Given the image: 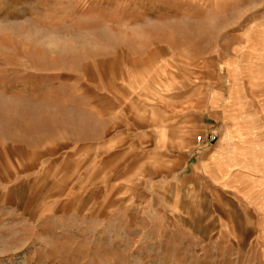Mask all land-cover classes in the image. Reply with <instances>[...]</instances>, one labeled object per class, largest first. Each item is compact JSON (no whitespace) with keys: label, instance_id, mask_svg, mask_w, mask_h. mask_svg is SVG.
Returning <instances> with one entry per match:
<instances>
[{"label":"rangeland","instance_id":"obj_1","mask_svg":"<svg viewBox=\"0 0 264 264\" xmlns=\"http://www.w3.org/2000/svg\"><path fill=\"white\" fill-rule=\"evenodd\" d=\"M214 90L264 115V0H0V264H264V139L181 181Z\"/></svg>","mask_w":264,"mask_h":264},{"label":"crops","instance_id":"obj_2","mask_svg":"<svg viewBox=\"0 0 264 264\" xmlns=\"http://www.w3.org/2000/svg\"><path fill=\"white\" fill-rule=\"evenodd\" d=\"M219 90H214L210 94H214L213 102H209L208 98V115L200 125L204 128V132L213 131L217 134V140L212 143L204 144L192 141L193 148L189 150L188 157H186V164H182L179 172L184 171L182 180H190L196 178L198 175V169L202 171L206 178L213 184L222 185H234L235 182H229L222 177V171H226L227 165L221 159V155L226 154V151L233 150V143H229V140H235V146L239 145L242 148V143L238 141L244 140H261L264 139V115L256 117H234L230 116L231 107L229 103H226ZM174 134L181 129L182 117H175L174 119ZM172 138L176 139L174 135ZM192 145V144H191ZM206 153L205 158H199L201 155L195 153ZM174 159L180 163L185 157L183 153H177L174 155ZM196 157L197 160H194ZM199 158V159H198ZM208 162V169L203 168V161ZM225 160V159H224ZM237 185V184H236ZM224 186V185H222ZM225 187V186H224Z\"/></svg>","mask_w":264,"mask_h":264},{"label":"built area","instance_id":"obj_3","mask_svg":"<svg viewBox=\"0 0 264 264\" xmlns=\"http://www.w3.org/2000/svg\"><path fill=\"white\" fill-rule=\"evenodd\" d=\"M216 140H217V134L213 131L207 133L203 132L196 137V142L204 143V144H208V143L210 144L212 142H215Z\"/></svg>","mask_w":264,"mask_h":264}]
</instances>
